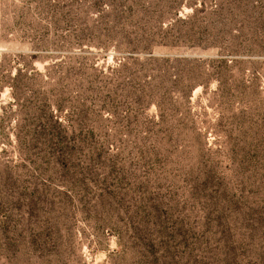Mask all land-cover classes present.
<instances>
[{
  "label": "rangeland",
  "instance_id": "rangeland-1",
  "mask_svg": "<svg viewBox=\"0 0 264 264\" xmlns=\"http://www.w3.org/2000/svg\"><path fill=\"white\" fill-rule=\"evenodd\" d=\"M232 4L0 0V264H264V0Z\"/></svg>",
  "mask_w": 264,
  "mask_h": 264
},
{
  "label": "trees",
  "instance_id": "trees-1",
  "mask_svg": "<svg viewBox=\"0 0 264 264\" xmlns=\"http://www.w3.org/2000/svg\"><path fill=\"white\" fill-rule=\"evenodd\" d=\"M218 2H226V3H233L232 5H234L235 7H239L241 4H242V1L243 0H217ZM196 12V10H194V13ZM150 90V92L152 93V94H155L156 92V90H154V88H152V89H149Z\"/></svg>",
  "mask_w": 264,
  "mask_h": 264
},
{
  "label": "crops",
  "instance_id": "crops-1",
  "mask_svg": "<svg viewBox=\"0 0 264 264\" xmlns=\"http://www.w3.org/2000/svg\"><path fill=\"white\" fill-rule=\"evenodd\" d=\"M0 63H1V61H0Z\"/></svg>",
  "mask_w": 264,
  "mask_h": 264
}]
</instances>
